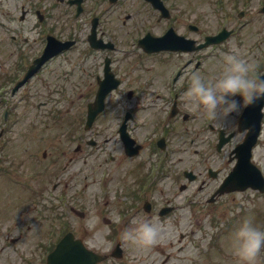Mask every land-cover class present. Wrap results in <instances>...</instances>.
Instances as JSON below:
<instances>
[{"label":"rangeland","instance_id":"obj_1","mask_svg":"<svg viewBox=\"0 0 264 264\" xmlns=\"http://www.w3.org/2000/svg\"><path fill=\"white\" fill-rule=\"evenodd\" d=\"M34 1L35 0H0V21H8L12 25L20 27L23 34L28 37L32 35L35 36L36 28H32L31 21L33 16L27 12L24 19H20L19 17L21 9L28 8V4ZM184 2L185 0H182V3ZM193 4L194 6L192 8L185 6L181 7L182 9L184 8L185 15L188 17L194 16V23L204 28L205 31L213 29L218 23H216V17L213 16L211 11V0H193ZM127 6H131L135 9L129 0L126 6L115 4L109 12L104 11L101 16L102 22L100 25L103 30H107L111 33V39L116 45V52L111 53L113 59L112 64L115 66L118 73L123 76L125 81L131 82L128 87L124 86L123 89L120 88L117 90L109 100L112 99L115 94L121 92L125 98V91L127 89L133 88L136 84H140L142 79L149 78V76H152L155 81L153 89H166V87H163L165 80L162 81L158 76V74L161 76V69L164 68V66L161 65L164 63L162 61L163 57L157 54H144L138 48L135 42L136 39L132 38V33H130L135 31L134 26L138 25L140 21L134 19L127 20L125 24L122 23V21L125 20V7ZM131 7L128 8L130 9ZM251 17L255 19L257 16L254 15ZM263 18L264 17L260 19ZM256 25H258V23H256ZM82 26L86 28V32L88 33V23L86 22V24ZM253 26L254 25L248 28L247 31L252 30ZM160 30L161 28L159 31ZM2 31L5 30L1 27L0 22L1 46H11L9 45L10 42L5 39V35L1 33ZM84 37L85 33L80 36L77 42L76 46H78V50L76 53L80 52V56L83 55L87 59V63H85L86 68L89 70L87 78L85 77L87 84H71L68 88L69 92L76 95L78 99L77 102H55L52 99L46 103L44 101V96L42 101L37 97L36 88H34L33 93L29 95L31 97L16 101L18 110L14 113V118L17 119V128L15 127L14 132L6 136L10 138V147L7 152L10 154L9 159L14 157L17 161L19 160L18 167L22 173L29 172L33 168V161L30 160L28 153L36 149V143H41L40 138L46 137L42 124L44 120L52 115L59 114L63 123H70L69 121L75 118L74 116L83 114L86 109L85 103L90 101L93 97L96 84L94 79L90 78L89 74L94 72V64L99 65L100 59L103 58L105 52H100L99 50L92 51ZM227 46L230 48H238L239 53L252 62L259 57V53L256 50L249 51L245 47L239 45L235 46L233 41L228 43ZM119 47L122 50H128L130 52L122 53L119 51ZM225 53L228 52L220 48L204 51L199 55L203 65L198 70L208 76L218 72L222 68L223 55ZM72 56L75 61V53H72ZM168 67L170 68L171 66ZM145 68H152L153 70H143ZM140 74H142V79ZM80 92H85L83 98L77 97ZM154 100L155 101L152 102L141 100L147 102V104L141 101L137 102L138 99L128 101L130 107L135 105L139 108V103L145 107L135 110L138 115L136 121L140 124L142 123L141 117H144L145 120L143 125H137L135 128L136 131L140 133H146V146L140 150L141 152L137 158H130V160L124 162L115 161L111 163V169L113 171L109 170L108 173L106 171V174L104 172L101 182L98 179V174L95 172H93V176L86 179L84 184H82L83 195L76 198L74 203L79 204V208H82L87 215L85 214L83 218L74 217V219H71L72 226L78 228V232L84 235L83 239L87 241L86 243L91 248L104 253L112 250L117 241L121 242L123 255L120 258H112L110 261L103 264H241L240 257L234 253L232 247L230 248L229 246L228 248L225 245L226 235L223 232L225 223L224 215L226 211L230 210V215L233 218L238 216L239 206L235 204V202L239 201L243 204L241 202L243 198L238 197L237 195L239 194L236 193L233 194V198H231V196L221 197L216 201L209 202L206 198L210 192L211 185L209 187L205 185L199 189L198 182L188 183L187 188L185 187L182 191H179L177 188L180 183H186V180L181 178L180 175H177L176 170L188 165L189 159L198 162V168L201 166L203 168L207 165L216 166L218 162H212L211 160L213 157L216 158L217 161H222L223 159L226 161V157L223 156H216L213 154L210 159H207L206 155L203 154V150L215 152L213 146L210 145L215 139L214 133L208 128V123L211 121H209L202 112L193 111L192 106L186 102L185 94L181 101V105L183 106L182 109L188 112L192 110L194 116V118H188L186 120H182L181 117L175 120L169 119L167 113L165 114L166 118L165 116L161 117L164 112L163 109L166 108V104H164L162 98H154ZM55 105L60 109L56 114L52 109ZM147 106H149V108H147ZM158 106H160L159 108L163 107L157 110ZM41 115L48 116L44 118ZM35 117H37L38 120H35ZM114 117L116 118V116L109 111L108 107H106L105 112L95 122L91 132L82 130L78 132L76 136L79 138L78 140H72L71 138V135L77 128H71V130L68 131L66 127H63L62 133L56 135V137L54 136L52 139L54 146L48 149L53 153V156L56 151V145L60 142L63 144L62 148L66 149L69 155H73L75 154L73 151L74 147L78 143H81L85 150L84 154L90 155L89 159H87L86 163H83L82 159L84 156L82 157L83 151H81L74 155L78 161L74 160L70 162L69 169L71 171L78 170L82 166L86 171H89L90 167H94L96 171H99L100 168H98L96 164L98 162H103V158H106L109 154L117 158L116 160L122 158L120 156L118 141L113 136L107 142L103 141L99 148H90L85 145V140L89 136H93L96 140L100 141H102L104 137H108L111 129L115 125ZM52 123L55 122L52 121ZM213 124L218 125L216 123ZM161 127L166 128L165 135L171 144L172 150L175 152L172 151V155L167 157L169 166L166 177H164V180L162 178L161 183H158L156 189L149 193L146 198L158 204V201L161 200L159 196L164 192L172 196L166 194L162 198L163 200L169 198L173 200L174 203H179L184 195L191 193L194 194V205L173 210L166 217H159L157 214L158 210L147 213L141 208L136 210L134 215L135 210H127L129 198L118 197L114 193L118 191L119 187L124 190L129 189L131 185L134 184L133 178L138 177V174L144 171V168L141 167L140 170L139 168L137 171L134 170V172L127 177H122L123 170L130 164H134L138 160L142 162L154 158L158 160V155L152 150L148 138L151 137L153 140L154 137L162 131ZM95 131H98L99 135H96L94 133ZM110 136H112V134ZM235 139H238V136H236ZM262 145L264 149V134L261 140V146ZM40 146H44V144H40ZM149 149L151 151H149ZM263 149L261 148L260 152L264 153ZM3 153L5 155V151H3ZM67 159L68 156L62 157L55 164L59 165ZM169 159L172 161L173 171L170 170ZM261 160L264 162L263 155ZM174 163H176V165H174ZM3 164H8V161L4 159ZM145 164H147V162H145ZM11 175L19 177L16 172ZM41 178L42 177H39L38 179ZM0 179H6V176L0 175ZM72 186L65 192L69 193ZM24 191L25 190L18 184L16 188L7 182L0 183V264H44L42 259V248L50 243V239L47 238L48 234L46 233V229H49L48 223L53 220L52 217L54 214L50 215V212H54V210L46 211L44 217L37 218L36 208H39L40 204H49V200H40L37 206H35L36 199H34V196L24 194ZM104 191H107L106 197L102 196ZM176 194L178 195L175 196ZM254 204L255 198L253 200H245V207L248 208V210H252ZM22 210H27V212L21 214ZM256 215L254 214L253 217L256 219V222H259ZM105 217L110 219L109 223L104 222ZM17 218H20L19 223L23 226L25 222H28L30 219L32 222L42 223L43 227H39L38 224L35 223L31 225L29 230L26 228H19L16 222L14 223V220H17ZM137 218H147L162 226L163 230L157 243L151 246H141L121 239L120 234L122 229L125 226L131 227L132 221ZM238 222L239 220L236 226ZM236 226H234V228ZM19 230L23 232L24 237L11 244L9 240L12 236H17ZM39 238H43L44 240H38ZM38 241L43 242L41 248L36 246ZM99 241H103L102 246L98 244Z\"/></svg>","mask_w":264,"mask_h":264},{"label":"flooded vegetation","instance_id":"obj_2","mask_svg":"<svg viewBox=\"0 0 264 264\" xmlns=\"http://www.w3.org/2000/svg\"><path fill=\"white\" fill-rule=\"evenodd\" d=\"M110 1H113L114 4L119 3V6H126V3L129 2V0H107V3L110 4ZM161 1L167 8L166 11L169 13V17L167 18L161 17L162 12L160 9L155 7L154 0H130L131 5L134 6L135 9H133L131 6L125 7V17L129 20L142 17L143 19H146L147 22L153 23L152 27L154 28V30L147 28L141 31L138 30L139 28L134 27L135 31L130 32L132 33V36H136L138 33H149L159 36L164 35L170 28H172L176 34L182 35L186 38H194V16L188 17L185 15V12H183L184 8H181L183 6L192 8L194 6L193 0H185L184 3H182V0ZM104 2V0H80V2L75 1L71 3V0H48L46 5H42L45 13H42V20L40 21L41 26H38L41 31L36 32L35 36L32 35L34 39V45L29 46V37L22 35L23 33L20 27H16V31L10 35L9 41L14 44L20 37L25 42L22 46H20L19 43H17L16 46H0V103L2 104L5 102V99L8 98V95L14 97L16 101L25 99L26 97H31L29 95L33 93L34 88H36L37 97L42 101L44 96V101L46 103L52 99L54 101H77L78 99L74 98L76 95H74L72 92H69L68 88L71 86V84H86V70L80 65V61L83 59V56H80V52H73L75 53L76 57V60L74 61L72 53H70V51L73 50V47L65 49L46 59L42 65L16 91H12V86L24 76L26 70L29 68L32 62L43 52V46L41 45L42 43H40L38 46V39L40 38L39 34L45 35V37L47 34H52L59 39H75L84 32L82 26L78 24V20H85L94 15L103 14ZM211 3V11L213 16L216 17L217 22L220 20H225L232 21L234 24L238 21V14H241L239 19H242L243 17L245 18L247 16L243 9L237 10V7L242 8L253 6L254 12L256 13L255 15L257 16L255 19H245L242 22H238L237 28H234V24H231V27L229 28H234L232 36L235 33L238 34L240 45L247 49L264 51V18L260 19L264 17V12L262 11L264 8V0H211ZM110 5L112 6L113 4ZM111 6H109L107 9H109ZM128 7L131 8L129 9ZM38 10L39 9L37 8L35 12ZM235 12L236 17H234ZM184 15L188 19L187 22L183 21ZM122 23L125 24L126 20H123ZM256 23H258V25H256ZM252 25H254L252 30L247 31V29ZM160 28L161 30L159 31ZM98 33L99 35H103L105 37H110L111 35L109 31L103 30L102 26L98 27ZM159 53H162L164 56H168L169 58H172L176 61H182L184 59L187 65H193L192 71H194V51L184 52L181 50H164ZM161 65H163L164 68L161 69V76L159 74L158 76L162 81L165 80L163 87L168 85L169 78H171L172 87H174L175 84L180 80L183 68L180 71L179 69L173 70V66L175 64L171 62H164ZM168 66L171 67L169 68ZM151 69L152 68H145L143 70ZM177 73L178 75L176 76ZM263 74L264 67L258 68L257 75ZM175 76L176 78L173 79ZM142 81L144 91L146 92L145 96H149L152 91L157 90L153 89L155 81L152 76H149V78H145ZM187 82L188 80L186 79L183 84L184 89ZM182 91L183 88L179 90L180 93ZM83 96L84 93L82 92L77 95L79 98H83ZM174 96L177 97L176 94ZM10 106L4 104L2 110L3 119L7 121V119L11 117L15 120L14 124H17V119L14 118L13 113L17 110V105L13 107V110H11ZM244 109L245 107L241 112H243ZM41 116L47 118L48 115ZM49 118L50 117H48V119ZM36 119L38 120L37 117H35V120ZM42 124L46 133V137L40 138L41 143H36V145L39 146L40 144H44L45 147L42 148L40 153L38 148L35 149L34 151L30 152L29 156L31 159L38 161V155L40 154L42 158L41 161L44 162L49 160L52 156V152L46 146L54 145L53 143L49 142L51 140L52 134L48 126L49 123L43 122ZM15 127L17 128V126H4L0 129V132L3 134L8 130L14 131ZM241 134L243 136L242 138H244L246 131L241 132ZM59 146H61V144Z\"/></svg>","mask_w":264,"mask_h":264},{"label":"clouds","instance_id":"obj_3","mask_svg":"<svg viewBox=\"0 0 264 264\" xmlns=\"http://www.w3.org/2000/svg\"><path fill=\"white\" fill-rule=\"evenodd\" d=\"M185 99L193 111L202 112L221 129L231 131L236 116L249 104L264 101V75H257L254 62L239 53L238 48L223 55L222 68L211 76L199 70L188 74ZM107 107L114 116L123 115L130 107L123 93H117ZM162 226L147 218H137L132 226H125L121 239L141 246L158 242ZM98 244L102 246L103 241ZM230 245L240 257L241 264H257L264 250V228L257 226L251 217L241 219L230 236Z\"/></svg>","mask_w":264,"mask_h":264},{"label":"water","instance_id":"obj_4","mask_svg":"<svg viewBox=\"0 0 264 264\" xmlns=\"http://www.w3.org/2000/svg\"><path fill=\"white\" fill-rule=\"evenodd\" d=\"M100 103V102H99Z\"/></svg>","mask_w":264,"mask_h":264}]
</instances>
